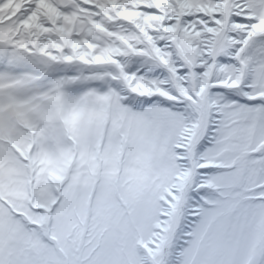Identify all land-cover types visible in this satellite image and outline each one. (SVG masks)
Segmentation results:
<instances>
[{
    "label": "snow or ice",
    "instance_id": "snow-or-ice-1",
    "mask_svg": "<svg viewBox=\"0 0 264 264\" xmlns=\"http://www.w3.org/2000/svg\"><path fill=\"white\" fill-rule=\"evenodd\" d=\"M0 264H264V0H0Z\"/></svg>",
    "mask_w": 264,
    "mask_h": 264
}]
</instances>
